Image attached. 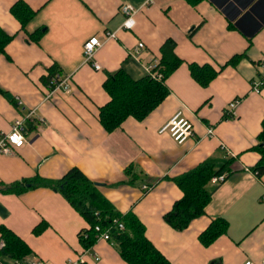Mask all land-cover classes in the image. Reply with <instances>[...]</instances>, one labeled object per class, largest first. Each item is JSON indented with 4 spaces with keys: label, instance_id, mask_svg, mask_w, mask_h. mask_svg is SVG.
Here are the masks:
<instances>
[{
    "label": "crops",
    "instance_id": "0c3cea01",
    "mask_svg": "<svg viewBox=\"0 0 264 264\" xmlns=\"http://www.w3.org/2000/svg\"><path fill=\"white\" fill-rule=\"evenodd\" d=\"M19 2L34 11L24 27L11 12ZM124 5L137 10L133 30L122 28ZM0 28L13 36L0 54V88L6 93L0 94V133L32 110L45 120L28 124L24 148L0 153V189L26 187L20 194L0 191V227L33 252L20 262L0 258V264H128L113 242L84 248L88 222L59 192L42 185L58 182L73 168L100 184L122 215H136L170 264H264V175L252 172L261 158L256 147L264 119V88L252 91L262 73L257 65L264 57V0H0ZM106 32L117 37L98 50L102 70L96 71L85 61L84 44ZM168 40L184 61L166 80L169 96L144 121L129 118L107 133L98 115L111 100L104 88L108 74L123 69L136 81L147 77L148 65L159 64ZM139 43L145 49L136 59L131 53ZM236 56L238 63L227 65ZM189 64L220 73L202 87ZM53 68L70 77L72 92L46 101L45 79ZM237 99V117L226 119L227 106ZM180 110L195 128L184 144L159 133ZM229 158H235L232 174L207 187L212 199L206 214L184 231L170 227L164 216L183 197L174 179L205 162L219 168ZM221 219L224 234L203 245L201 234Z\"/></svg>",
    "mask_w": 264,
    "mask_h": 264
},
{
    "label": "trees",
    "instance_id": "16d2710c",
    "mask_svg": "<svg viewBox=\"0 0 264 264\" xmlns=\"http://www.w3.org/2000/svg\"><path fill=\"white\" fill-rule=\"evenodd\" d=\"M13 16L24 27L34 16V11L26 4L19 2L11 9ZM35 39V34L30 35ZM13 36L0 28V54L5 53L6 46ZM241 56L234 57L227 65H236ZM184 64L176 54V43L168 40L161 48V58L157 70L161 75L159 80L147 76L141 80L132 79L123 69L108 74L104 84L111 100L104 107L99 108V121L107 133L120 129L129 118L144 121L169 96L170 91L166 80ZM194 80L202 87H208L216 79L220 71L210 65L199 66L189 64ZM223 66L220 70H222ZM58 73L57 68L50 71L45 82L49 84L51 78ZM0 94H6L0 88ZM259 144L256 151L261 158L252 172L258 177L264 175V119L262 130L258 136ZM235 158H229L221 167L205 162L197 168L174 179V182L183 192V197L177 201L172 210L164 216L166 223L176 231H184L198 217L206 214V207L211 202L212 192L207 189L209 183L216 176L224 175L227 179L232 174ZM130 168L126 173L131 176ZM225 179V180H226ZM133 182V180H132ZM42 184V183H41ZM42 185L59 192L89 224V229L81 236L82 246L91 248L96 243V226L110 229L113 243L118 247L120 255L128 264H170L166 257L154 246L146 236V227L133 213L122 215L116 210L100 192L98 183L92 181L79 168L67 172L58 182H46ZM26 190L24 183L0 189L3 193L20 194ZM115 221L121 222L125 230L117 228ZM41 225L35 229L36 233L43 231ZM226 222L215 220L212 225L200 236L203 245L209 246L224 234ZM0 258L10 257L20 262L33 252L25 241L15 235L5 226L0 227Z\"/></svg>",
    "mask_w": 264,
    "mask_h": 264
},
{
    "label": "built area",
    "instance_id": "2783aa9c",
    "mask_svg": "<svg viewBox=\"0 0 264 264\" xmlns=\"http://www.w3.org/2000/svg\"><path fill=\"white\" fill-rule=\"evenodd\" d=\"M122 13L125 16V22L122 26L123 29L126 30H133L136 21L135 15L137 10L131 5H124L121 8ZM117 37L116 32H106L105 36L102 38L93 37L89 39L84 44V56L85 61L90 63L96 71H101L102 68L98 62H96V54L98 50L103 46L105 41L110 39H115ZM145 49L144 43H139L136 48L131 53V56L135 57L136 59L140 58L142 51ZM157 64H149L147 67V76H150L156 80H159L161 75L157 70ZM260 72L263 73L264 71V57L260 60L257 65ZM259 76L258 79L252 82V91L255 93H260L264 88V73ZM48 91L46 93L45 100H51L57 92H63L65 94H70L72 92V85L70 77H63L59 73L53 76L47 84ZM16 105L18 107H23V102L20 98L15 100ZM241 100L237 99L232 101L225 111L226 119H235L237 117V108L240 105ZM45 120L42 117L37 115L35 110L28 112L23 117L16 119L9 132H2L0 133V153L3 155H14L17 150L24 148L28 144V124H43ZM161 135H168L170 136L176 143L184 144L187 140L192 138L195 133L194 124L185 116L184 111L180 110L176 112L171 119L166 122L159 130ZM208 135L213 137L214 130L212 128L208 129ZM226 177L216 176L212 179V182L215 185H220L224 182ZM150 186H145L144 191H150ZM117 228L123 231L125 230V226L121 222L115 221ZM96 241L105 240V241H112L111 237V230L110 229H102L100 226H96ZM85 236V233L82 234ZM3 247V243H0V248ZM98 260V258H97ZM19 264V263H18ZM35 264H41L39 261L35 262ZM71 264H80L76 261L71 262ZM244 264H255L254 262H246Z\"/></svg>",
    "mask_w": 264,
    "mask_h": 264
},
{
    "label": "water",
    "instance_id": "95a60500",
    "mask_svg": "<svg viewBox=\"0 0 264 264\" xmlns=\"http://www.w3.org/2000/svg\"><path fill=\"white\" fill-rule=\"evenodd\" d=\"M98 185H100V184H98Z\"/></svg>",
    "mask_w": 264,
    "mask_h": 264
}]
</instances>
